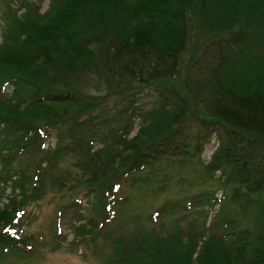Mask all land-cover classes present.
Masks as SVG:
<instances>
[{
  "label": "trees",
  "instance_id": "obj_1",
  "mask_svg": "<svg viewBox=\"0 0 264 264\" xmlns=\"http://www.w3.org/2000/svg\"><path fill=\"white\" fill-rule=\"evenodd\" d=\"M2 1L0 264L43 246L22 227L50 192H86L74 244L104 264H264V0ZM136 190L167 195L129 217Z\"/></svg>",
  "mask_w": 264,
  "mask_h": 264
},
{
  "label": "rangeland",
  "instance_id": "obj_2",
  "mask_svg": "<svg viewBox=\"0 0 264 264\" xmlns=\"http://www.w3.org/2000/svg\"><path fill=\"white\" fill-rule=\"evenodd\" d=\"M42 12H45L49 5V0H40ZM6 1L0 0V45L2 44V33L5 31V26L2 23V11ZM197 45H193L194 50ZM13 87L11 85L6 86L3 93H11ZM140 104H143L149 109H153L157 105V96L154 92L146 90L140 95ZM142 121L139 120L135 123L133 133L134 136ZM49 138L46 139V146H53L55 143V134L49 131ZM46 147V148H47ZM218 147V141L213 136L208 142L202 155V161L208 163L211 160L212 155L215 153ZM188 172H184L188 181L182 183L181 188H178L174 183L175 189L179 193L172 192L169 195L174 197H182L186 192H196L200 189V180L190 169ZM220 175V172L217 173ZM198 178V179H197ZM173 187V188H174ZM86 192L76 193H64L57 194L50 192L44 200L31 204L27 208L28 217L24 219L22 230L26 234L40 235L45 239L43 246L39 247L37 253L32 257H22L20 255L9 254L5 257L4 264H104L105 259L111 252L110 245L104 240L99 239L96 243L88 246L85 243L75 245L74 227L84 223V219L88 218L89 202L85 197ZM167 194H164L166 196ZM222 195V190L218 192V196ZM164 196L160 200L155 201L152 197L148 198L145 191L141 190L132 191L133 200L129 206V217L138 214L145 210L149 206L160 205ZM75 199L79 200L77 206H72ZM68 209H64L67 208ZM142 208V210H141ZM69 210V215H66ZM81 216V217H80ZM212 217V216H211ZM211 217L208 219L210 223ZM56 247V249H54Z\"/></svg>",
  "mask_w": 264,
  "mask_h": 264
}]
</instances>
